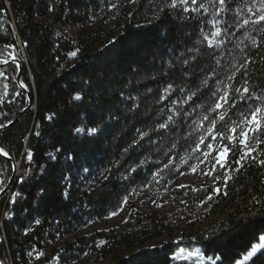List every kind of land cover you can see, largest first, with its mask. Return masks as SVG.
I'll return each mask as SVG.
<instances>
[{
	"label": "trees",
	"instance_id": "16d2710c",
	"mask_svg": "<svg viewBox=\"0 0 264 264\" xmlns=\"http://www.w3.org/2000/svg\"><path fill=\"white\" fill-rule=\"evenodd\" d=\"M171 2L0 0V148L8 153L0 155V264H69L85 254L91 264H199L174 259L191 244L215 264H236L264 234V132L244 160L238 142L260 103L248 97L264 96V0ZM94 18L113 24L105 36L75 44L62 31ZM217 102L223 108L213 111ZM212 137L229 149L231 179L174 191L194 208L211 199L207 216L216 220L193 239L142 249L171 232L152 218L66 242L150 185L166 190Z\"/></svg>",
	"mask_w": 264,
	"mask_h": 264
},
{
	"label": "rangeland",
	"instance_id": "374dc122",
	"mask_svg": "<svg viewBox=\"0 0 264 264\" xmlns=\"http://www.w3.org/2000/svg\"><path fill=\"white\" fill-rule=\"evenodd\" d=\"M112 26L113 24L111 22H104L102 19L94 18L84 28L65 25L62 27V31L75 44H78L84 38L105 36ZM75 58L76 55L70 56L71 61ZM204 143L205 140H201L200 146L196 149L198 161L188 173L180 176L166 190L163 191L154 184L150 185L137 193L132 199L127 200L115 215L111 214L109 217L98 222H89L86 226L79 228L73 235L67 237L66 242H74L82 236H90L94 233L118 229L127 223L132 228L135 226V228H140L151 222L152 218L161 219L170 227L171 232L162 236L160 239L146 243L142 249H153L162 243L179 244L180 242H188L190 239H193L196 232L216 220L215 218H208L207 216L208 205L211 199L194 208L187 203L186 197H178L174 191L186 189L196 191L215 186L218 182L228 178V173L225 171L227 154L223 161L218 162L217 160L218 151L221 148L220 142H217L216 138L212 137L211 142L203 149L202 145ZM208 145H211V148ZM214 154L217 155L214 157ZM185 164L186 160L182 162V166ZM159 178L160 174L155 175L153 182H158ZM139 222H142L140 226L138 225ZM61 245L62 243L57 242L56 248H59ZM49 246L47 250L54 248L51 245ZM174 259H193L199 264L213 262L210 259L203 258L198 248L193 244L181 246L175 253ZM91 261L90 255L85 254L69 264H91ZM48 264L63 263L58 258H55ZM103 264H112V260L109 259Z\"/></svg>",
	"mask_w": 264,
	"mask_h": 264
},
{
	"label": "snow or ice",
	"instance_id": "6c2138e0",
	"mask_svg": "<svg viewBox=\"0 0 264 264\" xmlns=\"http://www.w3.org/2000/svg\"><path fill=\"white\" fill-rule=\"evenodd\" d=\"M192 2L195 3L196 0H192ZM180 3L187 4L188 0H180ZM219 3L224 4L225 0H219ZM176 6H177V0H172L171 7L175 8ZM184 10L187 11L186 8ZM261 10L262 12H264V4L261 5ZM259 20L264 21V14L259 16ZM247 22L248 21H245V23ZM220 34H221V29L217 26L215 35L219 36ZM72 55L75 56L76 53L73 52ZM185 63H187V61H185ZM0 75H2V73H0ZM204 82L207 83L206 80ZM249 91L250 90L248 88L243 89V92L245 94L249 93ZM193 96H195V93H191L187 99L192 100ZM252 97H256V99L259 100L260 103L256 107L250 109V118L245 119L246 127L240 130V133H239L240 139L238 142L240 145L244 147V149H246V151H244L241 154L240 160H244L247 157L251 156V152L254 149H252L249 141L255 139L257 140V142H261L259 141L258 137H259V134L264 132V96H256V94L253 92L251 93V96H249L248 98H252ZM74 98L80 99V96L77 94ZM244 98H245L244 96L241 97L242 100ZM221 100L227 101V96L225 95L224 97H221ZM222 108H223V104L217 102L215 107L212 110L216 111L217 109H222ZM224 118H225L224 115L221 114L220 119L223 120ZM205 119H207V117H205ZM0 127H3V125H0ZM161 127H165V125H161ZM77 131H80V130L77 129ZM91 131L95 132L96 129H91ZM236 131L237 129L235 127L231 129V132L233 134H235ZM232 139L235 140L237 139V137L234 135ZM208 147L211 148V145H208ZM228 151L229 149L227 147H223L222 149L218 151V155H217L218 162L223 161ZM0 153H2L5 156L8 155V153L5 152L2 148H0ZM236 163H239V160L236 161ZM260 163L264 165V160H261ZM228 178L231 179V177H228ZM217 191H219V189H217ZM258 255L264 256V234L259 235L258 242L251 245L250 250L247 251L243 259L238 261L237 264H246V262L252 261L253 258L257 257ZM212 264H215V261H213Z\"/></svg>",
	"mask_w": 264,
	"mask_h": 264
},
{
	"label": "water",
	"instance_id": "95a60500",
	"mask_svg": "<svg viewBox=\"0 0 264 264\" xmlns=\"http://www.w3.org/2000/svg\"><path fill=\"white\" fill-rule=\"evenodd\" d=\"M15 63L18 64V67H19V74H20V73L22 72L21 65H20V63H18V62H15ZM19 79H20V78H19V75H18V78H17L18 82H19ZM0 155H1L2 157L6 158L2 153H0ZM16 175H17V169L15 168V176H14V178L16 177ZM14 178L11 180V182H10V184H9V186H8V188H7V190L13 187V184H14Z\"/></svg>",
	"mask_w": 264,
	"mask_h": 264
}]
</instances>
